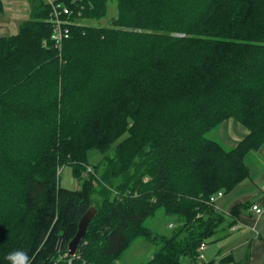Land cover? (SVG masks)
I'll return each mask as SVG.
<instances>
[{"label":"trees","instance_id":"trees-1","mask_svg":"<svg viewBox=\"0 0 264 264\" xmlns=\"http://www.w3.org/2000/svg\"><path fill=\"white\" fill-rule=\"evenodd\" d=\"M52 1L72 11L60 49L48 0H28L18 32L0 36V264L17 249L28 264H118L157 211L179 226L137 264H249L198 262L197 249L248 206L223 213L209 198L247 178L264 143V0ZM229 118L248 132L225 148L207 133ZM64 165L78 189L60 187Z\"/></svg>","mask_w":264,"mask_h":264},{"label":"crops","instance_id":"crops-1","mask_svg":"<svg viewBox=\"0 0 264 264\" xmlns=\"http://www.w3.org/2000/svg\"><path fill=\"white\" fill-rule=\"evenodd\" d=\"M28 17V0H22V6L20 4L18 5L16 0H1V28L11 27L13 23L14 27H17L19 26V22L21 23ZM238 124L240 127L238 125L235 127L239 130L238 134L230 124L228 133L222 135L223 140L229 143L230 147L235 146L248 132L244 126L240 123ZM245 158V162L249 169V176L237 184L229 193L222 194L220 198L217 197L218 202H215V207L219 212L227 213L234 205L246 203L248 206L246 209L242 210L238 220L235 222L238 228L235 231H230L228 227H226V223L221 224L217 230V239L228 240L230 236H232L229 244L232 245L236 243L232 250L230 248L223 254H232L233 258L236 260L233 255L234 252H238L239 255L240 253H244L242 258L247 256L249 264H264V143L258 150L247 154ZM252 205H258L263 209V213L257 216L251 209ZM223 254H219L216 258ZM205 261L207 260L205 259Z\"/></svg>","mask_w":264,"mask_h":264},{"label":"rangeland","instance_id":"rangeland-1","mask_svg":"<svg viewBox=\"0 0 264 264\" xmlns=\"http://www.w3.org/2000/svg\"><path fill=\"white\" fill-rule=\"evenodd\" d=\"M16 3L18 5L20 4L22 6V0H16ZM115 14V9L112 3H109V8L107 11V15L102 18L100 21H98V24L102 25H108L110 24L111 18ZM80 24L84 23L83 21L79 22ZM88 23L90 24H97L95 20H91ZM20 24V22H19ZM18 32V26H8L7 28H1L0 27V36H9L11 34H15ZM179 36V35H178ZM231 124V127L237 131L238 129L235 127L238 125V122H236L234 119L229 118L225 121H223L222 124L218 125L217 128L209 131L207 133V136L209 138H212L216 141H218L222 146L225 148H230L229 143H226L223 140V134L226 135L228 133L229 125ZM223 129V132H222ZM241 136V135H239ZM232 147V146H231ZM105 157V154H103L100 150L93 149L88 151L87 153V159L91 165H99ZM89 167V168H88ZM83 173L84 176H86L88 173H92L91 166H88ZM104 168L103 163H101V166L98 168L99 171ZM58 174V183L60 187L67 188V189H78L80 186V183L77 181L76 178H74L71 167L68 165H64L60 167V169L57 172ZM96 181V180H95ZM93 182V184H96V182ZM117 180L114 181V184H116ZM97 185V184H96ZM114 187V186H113ZM220 198V197H219ZM218 198L215 199V202ZM218 202V201H217ZM171 218V219H170ZM168 218L164 212L157 211L151 218L147 219L145 222V227L148 228L150 232V239L145 238H135L131 241V243L128 245V247L122 252L120 259L118 260V264H137L139 262H144L148 260L153 252L158 249L161 246L160 239L163 237H169L173 234V230L176 229L179 224L177 223L175 217ZM238 228V225L235 224L234 227L228 228L230 231H235ZM154 237V239H152ZM218 233L215 234L213 237L204 240L201 244H205V250L203 251V259L197 258L198 262H201L203 260H211L216 258L219 254H223L226 252V250H231L235 247L236 243L230 245L229 242L231 241V237L227 240H219L217 239ZM236 242V241H235ZM244 253L238 254V252H234L233 255L236 258V260L243 259ZM215 264H220L218 261H215Z\"/></svg>","mask_w":264,"mask_h":264},{"label":"built area","instance_id":"built-area-1","mask_svg":"<svg viewBox=\"0 0 264 264\" xmlns=\"http://www.w3.org/2000/svg\"><path fill=\"white\" fill-rule=\"evenodd\" d=\"M48 2L50 4L48 21L52 25L50 39L54 42L55 47L60 49L63 40L68 38L69 35V25L71 24L69 16L72 14V11L69 7H67L61 2H53L52 0H48ZM222 194V191L216 192L215 194L210 196L209 201L215 202V199L217 197H220ZM251 209L255 212L257 216L263 213V209L260 208L258 205H252ZM204 250L205 244H201L197 249L198 258H204Z\"/></svg>","mask_w":264,"mask_h":264},{"label":"water","instance_id":"water-1","mask_svg":"<svg viewBox=\"0 0 264 264\" xmlns=\"http://www.w3.org/2000/svg\"><path fill=\"white\" fill-rule=\"evenodd\" d=\"M93 215H94V210L90 209L81 217L78 224V230L75 236L68 243V252L70 255H74L76 253L78 244L83 238L86 232L87 225L90 219L93 217Z\"/></svg>","mask_w":264,"mask_h":264},{"label":"clouds","instance_id":"clouds-1","mask_svg":"<svg viewBox=\"0 0 264 264\" xmlns=\"http://www.w3.org/2000/svg\"><path fill=\"white\" fill-rule=\"evenodd\" d=\"M6 259L10 262V264H28L29 262L27 253L19 249L9 252Z\"/></svg>","mask_w":264,"mask_h":264}]
</instances>
